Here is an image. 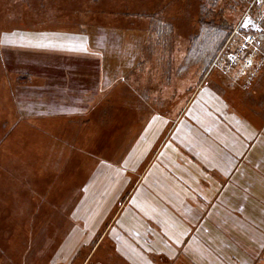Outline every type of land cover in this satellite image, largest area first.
I'll use <instances>...</instances> for the list:
<instances>
[{
	"label": "rangeland",
	"instance_id": "rangeland-1",
	"mask_svg": "<svg viewBox=\"0 0 264 264\" xmlns=\"http://www.w3.org/2000/svg\"><path fill=\"white\" fill-rule=\"evenodd\" d=\"M201 1L0 0V264H82L92 249L90 264H110L108 221L128 191L125 205L181 147L187 120L197 123L190 116L200 86L208 87L218 71L229 79L243 71L227 58L246 35L234 30L211 63L213 53H202V44L213 47L212 34L201 20L247 23L258 42L247 57L254 65L264 58V2L218 0L202 11ZM56 21L94 26L96 39L109 29L112 61L120 66L107 73L121 79L87 111L53 107L24 117L12 96L17 77L4 68L2 54L12 57L11 34ZM262 258L255 264H264Z\"/></svg>",
	"mask_w": 264,
	"mask_h": 264
},
{
	"label": "crops",
	"instance_id": "crops-1",
	"mask_svg": "<svg viewBox=\"0 0 264 264\" xmlns=\"http://www.w3.org/2000/svg\"><path fill=\"white\" fill-rule=\"evenodd\" d=\"M62 23L11 34L12 57L2 54L4 68L17 77L12 96L23 116L53 107L87 111L121 79L107 73L116 64L109 29L96 39L94 26L88 31L77 21ZM236 74L229 79L218 71L208 87L200 86L190 116L197 123L187 120L181 147L125 205L128 191L111 216L103 231L110 264H255L264 258V58L254 71ZM146 178L143 171L139 185ZM95 252L82 264H90Z\"/></svg>",
	"mask_w": 264,
	"mask_h": 264
},
{
	"label": "trees",
	"instance_id": "trees-1",
	"mask_svg": "<svg viewBox=\"0 0 264 264\" xmlns=\"http://www.w3.org/2000/svg\"><path fill=\"white\" fill-rule=\"evenodd\" d=\"M249 2L252 0H248ZM202 11L206 10V8L208 6H213L216 5V3L218 2V0H202ZM214 15V14H212ZM200 24L204 25V28L209 29V33L208 35L212 36V44L213 47L209 48V46L207 44H205V42H203V49H202V53H206V55L208 56L210 53L212 54V59H211V63L219 56V54L221 53L220 51L222 50V48L224 47V45L226 44V42L229 40V38L231 37L232 33L234 32V30H239L240 33H242L243 35H248V34H254L255 29L251 31L250 27H248L247 23L245 25H243V22L234 23V22H230L228 20H226V18L224 17H218V18H213L211 19H203L201 20ZM251 24V23H250ZM210 36V38H211ZM198 53L200 52V50L198 48L195 49ZM210 63V64H211ZM210 66V65H209ZM208 71V70H207ZM160 261V263H162L161 259L158 260ZM163 264V263H162ZM166 264V263H165Z\"/></svg>",
	"mask_w": 264,
	"mask_h": 264
},
{
	"label": "built area",
	"instance_id": "built-area-1",
	"mask_svg": "<svg viewBox=\"0 0 264 264\" xmlns=\"http://www.w3.org/2000/svg\"><path fill=\"white\" fill-rule=\"evenodd\" d=\"M262 30L264 32V28ZM257 45L258 42L255 34H248L244 36L237 48L234 51L228 53L227 64L231 68H243L247 70L252 69L254 66L253 57L252 55L250 57L247 56L250 55V49L252 47L255 48Z\"/></svg>",
	"mask_w": 264,
	"mask_h": 264
},
{
	"label": "snow or ice",
	"instance_id": "snow-or-ice-1",
	"mask_svg": "<svg viewBox=\"0 0 264 264\" xmlns=\"http://www.w3.org/2000/svg\"><path fill=\"white\" fill-rule=\"evenodd\" d=\"M257 3H262L264 0H256Z\"/></svg>",
	"mask_w": 264,
	"mask_h": 264
}]
</instances>
